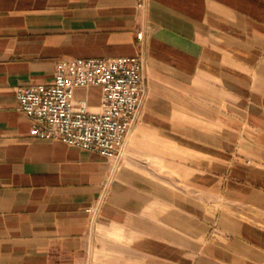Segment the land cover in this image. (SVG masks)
Masks as SVG:
<instances>
[{
    "label": "crops",
    "instance_id": "crops-1",
    "mask_svg": "<svg viewBox=\"0 0 264 264\" xmlns=\"http://www.w3.org/2000/svg\"><path fill=\"white\" fill-rule=\"evenodd\" d=\"M139 54L117 162L29 136L16 87ZM0 264H264V0H0Z\"/></svg>",
    "mask_w": 264,
    "mask_h": 264
},
{
    "label": "built area",
    "instance_id": "built-area-1",
    "mask_svg": "<svg viewBox=\"0 0 264 264\" xmlns=\"http://www.w3.org/2000/svg\"><path fill=\"white\" fill-rule=\"evenodd\" d=\"M143 46L144 32L137 31ZM100 87L99 111L74 99L77 88ZM146 95L142 54L122 57L61 59L53 81L15 88L17 110L33 139L58 140L117 162Z\"/></svg>",
    "mask_w": 264,
    "mask_h": 264
}]
</instances>
